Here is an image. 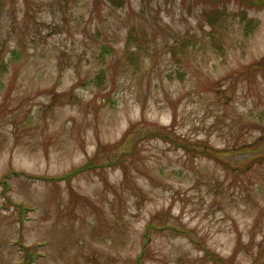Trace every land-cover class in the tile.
<instances>
[{
	"label": "rangeland",
	"instance_id": "obj_1",
	"mask_svg": "<svg viewBox=\"0 0 264 264\" xmlns=\"http://www.w3.org/2000/svg\"><path fill=\"white\" fill-rule=\"evenodd\" d=\"M249 1L0 0V264H264Z\"/></svg>",
	"mask_w": 264,
	"mask_h": 264
},
{
	"label": "trees",
	"instance_id": "obj_2",
	"mask_svg": "<svg viewBox=\"0 0 264 264\" xmlns=\"http://www.w3.org/2000/svg\"><path fill=\"white\" fill-rule=\"evenodd\" d=\"M214 3H216V1L218 0H212ZM243 2H248V0H242ZM251 4H253L255 7H262L264 6V0H257V1H249ZM165 127H162V129H158L157 132H155L156 134H159L160 136H165L166 135V131L164 129ZM133 131V127H131V129H129L125 135H124V139L123 141L132 133ZM171 137L168 135V132H167V135L163 138V139H170ZM122 141V142H123ZM108 147H105V148H109V149H112V146L110 145H107ZM101 147V146H100ZM99 147V148H100ZM264 147V132L262 133L261 137H259L256 141H254L253 143H248V144H243L240 146V148L242 149H246L247 151H249L251 153V156H254L255 158H253L251 161H254V162H260V161H263L264 160V151H261L260 148ZM98 148V149H99ZM220 151V150H219ZM219 151H216V153H219ZM209 152V151H208ZM210 154H212V152H209ZM214 155V154H212ZM214 157L218 158V154L217 155H214ZM79 170H82V168L80 169H75V170H72L71 172L67 173V175H62L61 177L68 180L70 178V176L73 174H76L75 172H78ZM44 179L46 180H49V181H58L60 180L61 178L60 177H49V178H45L43 177ZM4 184H8V180L6 179V181L4 182ZM19 209H20V214H21V217L24 216V213L26 212V210H29V207L25 206L24 203H20L19 204ZM25 211V212H24ZM154 225L153 224H148V229H150V227H153ZM162 227H166L169 228V226L167 225H163ZM154 228H157L154 226ZM175 227L172 226V229H174ZM162 229V228H161ZM162 231V230H161ZM146 235H148L149 232H145ZM35 254V250L31 253H27L25 254V260L24 262L26 264H29L28 261L29 259L33 258Z\"/></svg>",
	"mask_w": 264,
	"mask_h": 264
}]
</instances>
